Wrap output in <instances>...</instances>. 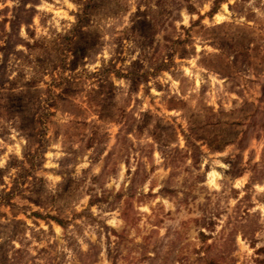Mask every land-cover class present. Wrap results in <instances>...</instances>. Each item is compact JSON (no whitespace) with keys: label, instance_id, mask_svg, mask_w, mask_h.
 Wrapping results in <instances>:
<instances>
[{"label":"rangeland","instance_id":"374dc122","mask_svg":"<svg viewBox=\"0 0 264 264\" xmlns=\"http://www.w3.org/2000/svg\"><path fill=\"white\" fill-rule=\"evenodd\" d=\"M0 264H264V0H0Z\"/></svg>","mask_w":264,"mask_h":264},{"label":"trees","instance_id":"16d2710c","mask_svg":"<svg viewBox=\"0 0 264 264\" xmlns=\"http://www.w3.org/2000/svg\"><path fill=\"white\" fill-rule=\"evenodd\" d=\"M56 222H58V224H59V221H56Z\"/></svg>","mask_w":264,"mask_h":264}]
</instances>
